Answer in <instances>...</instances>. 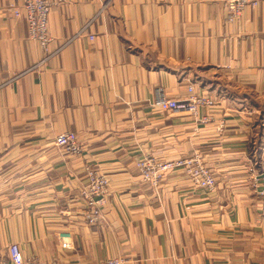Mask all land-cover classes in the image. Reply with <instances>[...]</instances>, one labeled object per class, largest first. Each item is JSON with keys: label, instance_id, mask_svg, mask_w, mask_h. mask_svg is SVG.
Listing matches in <instances>:
<instances>
[{"label": "crops", "instance_id": "1", "mask_svg": "<svg viewBox=\"0 0 264 264\" xmlns=\"http://www.w3.org/2000/svg\"><path fill=\"white\" fill-rule=\"evenodd\" d=\"M8 2L0 0V264H11L12 243L48 264H264V0L235 20L222 0H51L47 55ZM192 83L209 101L198 117L160 109ZM65 131L78 135L81 155L55 145ZM194 151L215 174L214 192L182 173L153 188L137 172L145 154ZM86 166L111 180L92 226L79 224ZM65 229L70 249L56 237Z\"/></svg>", "mask_w": 264, "mask_h": 264}, {"label": "built area", "instance_id": "2", "mask_svg": "<svg viewBox=\"0 0 264 264\" xmlns=\"http://www.w3.org/2000/svg\"><path fill=\"white\" fill-rule=\"evenodd\" d=\"M7 1H9L8 6L16 17H20L24 12L28 24L29 38L38 42L45 55L51 54L49 51V44L52 39L49 30V18L52 11L51 0H21L20 5L16 3V0ZM222 1L228 11V19L235 20L243 15L247 7L257 4L259 0ZM106 5H103V8ZM90 38L93 39V36H90ZM199 95L194 86L191 85L185 98H163L159 102V107L162 111L185 110L198 117L202 107L209 104L205 97ZM201 120L207 122L209 118L204 116ZM54 143L57 147L72 155H81L83 152V145L80 143L78 135L72 131H65L56 135ZM136 169L142 181L150 186H158L166 175L182 173L189 177L195 188L206 189L209 192H214L217 189L215 174L204 163L203 156L199 153H195L189 158H180L178 160H161L151 155H144L136 161ZM109 186L110 180L106 174L98 169L89 167L88 180L80 187V202L83 203L85 209L82 220L89 224L99 222L103 215V208L108 203ZM72 237L71 231L62 230L58 234L61 247L64 249L72 247ZM9 254L12 264H47L34 257H25L17 243L9 246ZM95 264H125V262L122 257H114L98 261Z\"/></svg>", "mask_w": 264, "mask_h": 264}, {"label": "rangeland", "instance_id": "3", "mask_svg": "<svg viewBox=\"0 0 264 264\" xmlns=\"http://www.w3.org/2000/svg\"><path fill=\"white\" fill-rule=\"evenodd\" d=\"M194 86V88L196 89V86H195V84H190L189 86ZM189 86H188V88H189ZM188 88H187V91H188ZM197 91V90H196ZM198 92V91H197ZM188 93V92H187ZM198 94H199V92H198ZM186 96H187V94H186ZM185 96V97H186ZM200 96V95H199ZM184 97V98H185ZM204 97V96H203ZM201 111V110H200ZM192 115V114H191ZM193 116H195V117H197V115H193ZM204 116H201L200 117V122L202 123H205L204 121H202L201 120V118H203ZM261 124L263 125L264 123H262V122H260L259 121V124L258 125H260L261 126ZM58 148H60V147H58ZM83 151H84V149H83ZM83 153V152H82ZM195 153H199V154H201L202 156H203V159L205 158L204 157V155L201 153V152H199V151H194V154ZM194 154H192V155H194ZM145 155H151L152 157H155V158H159V159H161V160H163L162 158H160V157H158V156H156V155H154V154H145ZM192 155H189V156H186V157H177V158H173L172 160H178V159H180V158H189L190 156H192ZM169 160V159H168ZM204 163H206L207 164V162L205 161V159H204ZM135 165H136V163H135ZM208 165V164H207ZM89 167H91V168H94V167H92V166H86L85 167V171H86V179H85V181H83L82 183H81V185H83V184H85L86 182H87V180H88V169H89ZM213 172V171H212ZM105 174V173H104ZM167 176H170V174L169 175H166L165 177H167ZM187 176V175H186ZM108 177V176H107ZM188 177V176H187ZM109 178V177H108ZM189 178V177H188ZM165 179V178H164ZM253 179H255V178H253ZM109 180H110V178H109ZM163 180V179H162ZM190 180V179H189ZM161 183V182H160ZM145 184H147V183H145ZM192 184V183H191ZM81 185L77 188V195H78V198H79V200H80V187H81ZM147 185H149V184H147ZM160 185V184H159ZM158 185V186H159ZM218 185V184H217ZM150 186V185H149ZM158 186H152L151 185V187H153V188H156V187H158ZM193 186V185H192ZM217 188V187H216ZM200 189H202V188H200ZM204 190H206V189H204ZM109 191H110V195H111V180H110V186H109ZM208 191V190H207ZM209 192V191H208ZM261 193L262 194H264V189H261ZM110 195L107 197L108 198V202H109V198H110ZM108 204V203H107ZM107 204L105 205V207L107 206ZM81 206H82V209H83V213L85 212V209H84V205H83V203H81ZM104 207V208H105ZM103 208V209H104ZM104 211V210H103ZM83 213L80 215V222H79V224L80 225H88V226H92V225H96V224H98L99 222H100V220L102 219H100L99 220V222H97L96 224L94 223V224H89V223H87L85 220H82V215H83ZM102 217H103V215H102ZM86 223V224H85ZM62 231V230H61ZM61 231H59L57 234H56V237H57V239H58V241H59V245H60V247H61V241H60V239L58 238V234L61 232ZM72 241H73V237H72ZM13 244V243H12ZM11 245V244H10ZM9 245V246H10ZM20 247V246H19ZM62 248V247H61ZM70 248H72V247H70ZM70 248H67V249H70ZM62 249H64V248H62ZM23 254V253H22ZM8 255H9V259H10V254H9V247H8ZM29 257H34V258H37V259H39V260H41V261H44V260H42V259H40L39 257H36V256H29ZM114 257H116V256H112V257H106V258H104V259H101V260H97V261H95V262H93V263H87V264H95V263H97L98 261H103V260H106L107 258H114ZM123 259H124V262L126 263V259L124 258V257H122ZM10 262H11V260H10ZM44 262H46V261H44ZM47 263V262H46ZM12 264V263H11ZM48 264V263H47Z\"/></svg>", "mask_w": 264, "mask_h": 264}]
</instances>
